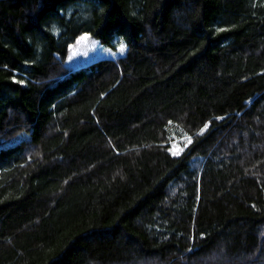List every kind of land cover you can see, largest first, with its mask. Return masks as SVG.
Returning a JSON list of instances; mask_svg holds the SVG:
<instances>
[{"label":"trees","instance_id":"1","mask_svg":"<svg viewBox=\"0 0 264 264\" xmlns=\"http://www.w3.org/2000/svg\"><path fill=\"white\" fill-rule=\"evenodd\" d=\"M0 264H264V0H0Z\"/></svg>","mask_w":264,"mask_h":264},{"label":"rangeland","instance_id":"2","mask_svg":"<svg viewBox=\"0 0 264 264\" xmlns=\"http://www.w3.org/2000/svg\"><path fill=\"white\" fill-rule=\"evenodd\" d=\"M123 48V51L121 49ZM126 54V47L118 43L116 47L105 46L90 34H84L71 45V53L67 59V66L71 68L86 67L103 59H118ZM183 145H174L173 154L182 153Z\"/></svg>","mask_w":264,"mask_h":264},{"label":"snow or ice","instance_id":"3","mask_svg":"<svg viewBox=\"0 0 264 264\" xmlns=\"http://www.w3.org/2000/svg\"><path fill=\"white\" fill-rule=\"evenodd\" d=\"M121 51H123V48L121 49Z\"/></svg>","mask_w":264,"mask_h":264}]
</instances>
